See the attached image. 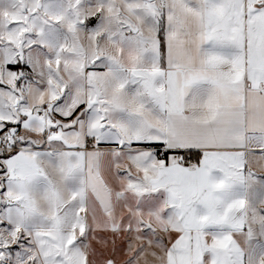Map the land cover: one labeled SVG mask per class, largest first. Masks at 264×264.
Here are the masks:
<instances>
[{
	"label": "snow or ice",
	"instance_id": "obj_1",
	"mask_svg": "<svg viewBox=\"0 0 264 264\" xmlns=\"http://www.w3.org/2000/svg\"><path fill=\"white\" fill-rule=\"evenodd\" d=\"M0 264H264V0L0 9Z\"/></svg>",
	"mask_w": 264,
	"mask_h": 264
},
{
	"label": "rangeland",
	"instance_id": "obj_2",
	"mask_svg": "<svg viewBox=\"0 0 264 264\" xmlns=\"http://www.w3.org/2000/svg\"><path fill=\"white\" fill-rule=\"evenodd\" d=\"M11 0H0V9L9 7ZM54 10L59 11L64 7V0H53Z\"/></svg>",
	"mask_w": 264,
	"mask_h": 264
}]
</instances>
